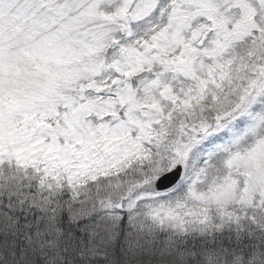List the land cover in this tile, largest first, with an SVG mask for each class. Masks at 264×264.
Wrapping results in <instances>:
<instances>
[{
    "label": "snow or ice",
    "instance_id": "6c2138e0",
    "mask_svg": "<svg viewBox=\"0 0 264 264\" xmlns=\"http://www.w3.org/2000/svg\"><path fill=\"white\" fill-rule=\"evenodd\" d=\"M80 9L75 76L0 82V264H264V192L211 180L264 121V0Z\"/></svg>",
    "mask_w": 264,
    "mask_h": 264
},
{
    "label": "rangeland",
    "instance_id": "374dc122",
    "mask_svg": "<svg viewBox=\"0 0 264 264\" xmlns=\"http://www.w3.org/2000/svg\"><path fill=\"white\" fill-rule=\"evenodd\" d=\"M81 0H8L0 8V82L8 91H33L75 76L83 67L88 29L80 26ZM55 21V22H54ZM91 28V26H89ZM213 161L211 180L231 173V194L264 192V121L250 124Z\"/></svg>",
    "mask_w": 264,
    "mask_h": 264
}]
</instances>
